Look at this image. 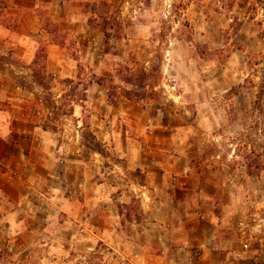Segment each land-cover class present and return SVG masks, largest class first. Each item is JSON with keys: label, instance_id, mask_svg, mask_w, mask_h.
<instances>
[{"label": "rangeland", "instance_id": "374dc122", "mask_svg": "<svg viewBox=\"0 0 264 264\" xmlns=\"http://www.w3.org/2000/svg\"><path fill=\"white\" fill-rule=\"evenodd\" d=\"M249 2L180 0L169 49L166 23L144 39L153 0H0V252L26 264H260L264 171L241 165L244 148L264 164V103L250 115L264 17ZM41 49L50 79L34 65ZM168 158L187 160L168 182L184 198L175 210L144 188Z\"/></svg>", "mask_w": 264, "mask_h": 264}, {"label": "trees", "instance_id": "16d2710c", "mask_svg": "<svg viewBox=\"0 0 264 264\" xmlns=\"http://www.w3.org/2000/svg\"><path fill=\"white\" fill-rule=\"evenodd\" d=\"M94 5H97V3H95ZM106 5V4H104ZM250 5V10L252 11V15H255L260 8L264 9V0H251V2H249ZM105 33V36L108 37L110 36L107 32L103 31ZM49 34H51L50 31H48ZM262 58H264V55L262 56ZM47 62V52L45 51V49H41L37 52L35 60H34V65L35 67H40V71L44 72L45 77L47 78H52L50 74L47 73L46 65ZM128 74L129 70L126 69L125 70ZM123 71L120 72V76L122 77V79L124 81H129L127 80L124 76H122ZM93 79L95 80V82L99 85H106L107 84V80L105 77H97V76H93ZM250 83L254 86L255 82L253 80H250ZM258 93H257V99H256V103H255V112L251 113L250 115H253L254 117L258 116V113L263 114V103H264V72H263V76L260 80V83L258 84ZM125 96L127 99L134 101V100H139L141 99L142 95L141 94H135L132 92H129L127 90H125ZM264 124V117H263V122L261 120V116L258 118L257 121L254 122V126L256 128H259V126ZM244 138L249 140V136H245ZM251 139V138H250ZM240 142H243L244 139H240ZM94 151L103 154L104 151L101 149L100 144H96L94 146ZM245 150L247 152H245ZM242 158H244L243 162L241 163L242 167L246 170L247 175L251 176V177H260V174H262V172L264 171V164L263 162H261V160L259 158H261L262 156L260 155L259 152L256 151H250L247 150V148H244V153L243 155H241ZM125 205H119L118 209H119V214L121 216L124 215L123 212V208H125ZM127 220L129 219V216H127ZM258 255H257V259H259L260 264H264V252L259 249L258 250ZM0 264H26L23 262L17 263L13 260V256L12 254L9 252V250L7 249H3L0 252ZM28 264V263H27ZM32 264V263H30Z\"/></svg>", "mask_w": 264, "mask_h": 264}, {"label": "clouds", "instance_id": "9594fccd", "mask_svg": "<svg viewBox=\"0 0 264 264\" xmlns=\"http://www.w3.org/2000/svg\"><path fill=\"white\" fill-rule=\"evenodd\" d=\"M180 0H153L154 8L152 10L151 16L155 18L154 22L152 25H150L151 28L155 29V33L153 32H148L145 30L144 39L147 40L149 37H155L157 34H159L162 30V25L166 23V25L171 27V32L168 33V48L170 49L172 44L175 43L174 36L173 34L176 33V30L181 27V22L178 21L177 15L174 14V5L179 4ZM156 5H159V7H155ZM142 6V4H141ZM138 15V12H135L132 17L135 19V16ZM261 17H264V9H261L260 12ZM156 44H159L160 41L157 39L155 40ZM171 56V52H168V57ZM171 91L169 90V99L173 101V103L178 107V108H183L186 104L189 103L188 100H185L182 95L179 96H172ZM186 115H190V113H187ZM213 139L216 140V143L219 144L220 140L223 138H215ZM227 143V141H225ZM228 148H231L232 151L228 153V159L233 160L234 158L239 159V157H236V146L234 144H228ZM115 191V190H113ZM259 229H254V231H258ZM55 251V249H54ZM50 256L51 253H48ZM61 255L64 257H67L68 253L67 252H62ZM241 259H243V256H240ZM41 264H49L47 256L41 261ZM72 264H75L73 261Z\"/></svg>", "mask_w": 264, "mask_h": 264}, {"label": "crops", "instance_id": "0c3cea01", "mask_svg": "<svg viewBox=\"0 0 264 264\" xmlns=\"http://www.w3.org/2000/svg\"><path fill=\"white\" fill-rule=\"evenodd\" d=\"M51 3L53 2L50 1V4ZM124 138L125 141H127L128 133L124 135ZM128 159L130 160V162H132L131 159L133 158L130 157ZM168 159H171V161H169V164L162 162L161 164L153 165L156 166L157 169L148 168V174L150 176L151 183H149V186H145L144 188H147L151 192L152 195L151 200L154 201V204H156L158 209L175 210V208L177 209L179 205L184 204V198H179L177 196L172 197L171 194L168 193L169 190L168 182L172 178H179V177L182 178V176L187 175V160L186 158H168ZM133 163L135 162L133 161ZM175 187L176 190H179L181 186L179 184L176 185ZM155 196L158 199H156Z\"/></svg>", "mask_w": 264, "mask_h": 264}]
</instances>
